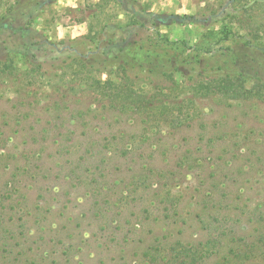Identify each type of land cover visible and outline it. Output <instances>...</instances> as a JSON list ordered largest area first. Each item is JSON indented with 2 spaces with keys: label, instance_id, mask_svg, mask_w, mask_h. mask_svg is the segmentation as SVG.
I'll return each mask as SVG.
<instances>
[{
  "label": "rangeland",
  "instance_id": "374dc122",
  "mask_svg": "<svg viewBox=\"0 0 264 264\" xmlns=\"http://www.w3.org/2000/svg\"><path fill=\"white\" fill-rule=\"evenodd\" d=\"M15 3L0 0L3 23ZM139 3L144 11L57 0L29 27L66 50L41 53L62 68L43 75L18 58L0 62L4 203L15 218L41 214L39 225L29 217L23 248L7 260L0 250V264H164L175 241L179 257L167 264H228L227 254L230 264H264V102L204 88L222 75L240 77L244 90L264 78V0ZM146 11L202 22L154 25L143 21ZM109 25L130 43L120 62L140 78L114 65L107 77L67 64L111 41ZM144 102L140 115L133 107ZM24 163L26 174L16 168ZM209 215L213 226L231 228L220 223L224 232L215 234L202 223ZM166 216L180 217L172 231Z\"/></svg>",
  "mask_w": 264,
  "mask_h": 264
},
{
  "label": "trees",
  "instance_id": "16d2710c",
  "mask_svg": "<svg viewBox=\"0 0 264 264\" xmlns=\"http://www.w3.org/2000/svg\"><path fill=\"white\" fill-rule=\"evenodd\" d=\"M57 0H16V3L12 10H10V13L7 15V21L8 23H3V19L0 18V62L10 60L12 58H18V63H21L22 65L29 66L33 71H39L43 75H49V74H55L57 73V70L59 68H62V64L53 68L49 64L53 63L49 59H46L44 55H42L43 52H49L50 54H53L56 56L55 58H58L60 54L63 51H61L57 44L51 43L45 36L40 34L39 32L30 29L29 23L37 18L40 13L46 8L48 5L56 2ZM118 4L128 3L130 6L135 5L139 7V9L143 10L142 5L139 3V0H111ZM144 11V10H143ZM145 18L143 21H147L149 23H152L154 25H166L168 23H175L178 25H198L202 22L201 19H198L196 16L192 15H168L165 19L161 18V16L154 14L152 12L146 11ZM5 18V17H4ZM205 20V19H204ZM105 33L107 34V37H112L111 41L105 43L101 46V44L96 45L95 51L91 56L82 57L79 55H74V58L69 57L67 64L72 65L71 62L79 61L80 65L82 67V70H86L87 72L94 73V74H100L105 75L107 77H110L113 75V71L111 70L112 65H114L115 70L120 69L121 72L124 73L125 77L128 79H138L140 78V73L135 69L133 66L131 69H129V72L127 71V66L124 63H121L119 58L120 54H122L126 47L130 44L127 41L124 40H118L115 39V30L117 29L115 26L109 25L106 27H103ZM1 36H4V38H1ZM257 51L259 52V61H263L264 64V48H258ZM40 53V54H39ZM235 55V53H233ZM236 57V55H235ZM62 63V62H61ZM66 64V63H64ZM51 70V71H50ZM115 75V74H114ZM241 76V74H239ZM244 78V77H243ZM254 78V77H253ZM255 79L257 86L253 87L250 90H244V88L241 85H237L236 81L241 80L240 77H232L230 75H222L220 79H215L214 85L212 86H205V89L212 90L214 93H221V95L225 96L229 100H239L241 98H251V97H259L260 100H263L264 102V78L263 77H256ZM243 81V80H242ZM97 87L100 88L102 91L103 87L106 85H103L102 87L99 86L101 84L100 82H97ZM242 87V88H241ZM128 98V97H127ZM149 102H144L142 105L134 106L136 113H140V115L144 114L146 112V108L148 106ZM122 108V107H121ZM133 109V110H134ZM119 110V109H118ZM132 110V109H130ZM125 154V151H123ZM86 156V155H85ZM84 156V157H85ZM3 157V156H2ZM0 155V158H2ZM73 164V160L70 162V165ZM18 171H22L23 173L27 172V166L26 164H22L18 167H16ZM0 169L2 167L0 166ZM22 173V174H23ZM7 182H11V180L8 179ZM4 188H6L4 186ZM2 189L0 188V250L2 251V255L4 256V259H9L14 253L15 248H23L24 243L27 241L25 240V231L28 230V222L30 218L34 221H37L38 218L41 217V214L37 211L39 208H36L37 213H33V215H29L26 213H22L19 215V217H16L15 206L12 204L5 205V200L7 199L8 195L5 193H2ZM4 192V191H3ZM160 212V211H158ZM161 213V212H160ZM6 215H9V217H6ZM211 216V215H209ZM208 216V217H209ZM30 217V218H29ZM165 223L168 225V228H171L170 231H172L173 227L179 223V216H176L172 218L171 216H166ZM212 219H215L213 216H211L209 219H206V221H202L203 224H205L208 228L214 229L217 233L215 234H223V230L230 229L227 226L224 225L223 222H219L216 225H212ZM18 222V223H17ZM223 224L222 231L219 226V224ZM12 226L17 227V230H19L20 235L16 236H9L8 233L11 232L9 228ZM179 229V232L181 229ZM28 234V233H27ZM214 238H211L208 240L207 243L204 244L206 249H209L210 247H214L215 244H217V235H214ZM24 237V238H23ZM22 238V240L20 239ZM162 240H160L161 242ZM178 241H175L171 244H169L170 252L173 254H176V257H179L180 253H176L178 248ZM155 250L151 249L148 250V254H151V252ZM217 250V248H216ZM147 253H145L146 255ZM172 254L168 256V260L164 262V264H167L172 259ZM216 254L218 252L216 251ZM232 255V254H231ZM235 257H240L238 253L234 254ZM152 257V256H151ZM230 254H227L222 257V261H226L228 264L233 263V259L229 258ZM154 258V257H153Z\"/></svg>",
  "mask_w": 264,
  "mask_h": 264
}]
</instances>
